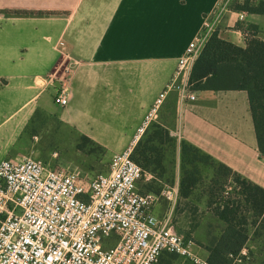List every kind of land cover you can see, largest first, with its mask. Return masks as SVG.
<instances>
[{
    "label": "crops",
    "instance_id": "0c3cea01",
    "mask_svg": "<svg viewBox=\"0 0 264 264\" xmlns=\"http://www.w3.org/2000/svg\"><path fill=\"white\" fill-rule=\"evenodd\" d=\"M218 3L0 0V162L23 147V134L39 114L63 130L97 134L90 137L112 154L126 148ZM239 23L252 25L264 40V14L245 12L241 19L236 10L225 14L219 36L245 47ZM62 90L70 95L65 106L55 102ZM196 93L197 100L183 102L170 91L156 122L168 117V129L181 141L264 187V155L248 92ZM121 134L130 135L122 141ZM165 206L162 200L155 212ZM226 227L213 211V236L205 242L213 239L214 245ZM209 255L210 249L201 258Z\"/></svg>",
    "mask_w": 264,
    "mask_h": 264
},
{
    "label": "built area",
    "instance_id": "2783aa9c",
    "mask_svg": "<svg viewBox=\"0 0 264 264\" xmlns=\"http://www.w3.org/2000/svg\"><path fill=\"white\" fill-rule=\"evenodd\" d=\"M246 1L219 0L203 17L166 87L128 146L112 154L105 171L87 177L30 156L0 162V264H157L167 254L211 264L195 253L193 241L185 240L176 227L179 187L142 191L143 176L146 180L153 176L133 159V153L158 119L170 91L183 102L197 100L193 66L225 14ZM240 12L243 19L245 11ZM250 32L243 31L245 36ZM69 100L65 90L55 96L62 106ZM162 200L167 207L157 214L156 205Z\"/></svg>",
    "mask_w": 264,
    "mask_h": 264
},
{
    "label": "rangeland",
    "instance_id": "374dc122",
    "mask_svg": "<svg viewBox=\"0 0 264 264\" xmlns=\"http://www.w3.org/2000/svg\"><path fill=\"white\" fill-rule=\"evenodd\" d=\"M170 124L165 116L159 123H153L137 147L135 158L148 176H153L150 180L143 176L140 188L145 192L160 193L165 186L179 187L174 221L185 240L193 241L195 252L200 257L213 246V239L205 242L207 237L213 236V207L227 200H238L239 218L247 220L244 226L248 229L249 240L243 249L245 253L242 251L240 254L242 261L236 260L234 264H264V214L257 215L251 205L243 200L241 185L233 177L217 180L218 163L184 145L168 129ZM90 135L97 138V134ZM90 135L79 133L72 127L63 130L50 116L39 114L23 134L20 144L23 147L14 151L15 156L6 158L23 159L30 156L65 169H76L83 176L92 177L107 169L112 151ZM129 135L121 134L119 139L123 141ZM166 207L167 202L164 210ZM157 264L196 263L178 254H168Z\"/></svg>",
    "mask_w": 264,
    "mask_h": 264
},
{
    "label": "trees",
    "instance_id": "16d2710c",
    "mask_svg": "<svg viewBox=\"0 0 264 264\" xmlns=\"http://www.w3.org/2000/svg\"><path fill=\"white\" fill-rule=\"evenodd\" d=\"M234 9L264 14V0L257 3L247 0L244 4H236ZM239 27L242 31H251L250 36H246L247 45L242 47L223 39L216 31L193 66L191 82L195 90H246L259 150L264 155V40L258 36V31L252 25L239 23ZM139 143L134 150L133 159L142 166L135 158ZM183 144L200 152L185 142ZM218 165L219 171L215 178L220 180L233 177L241 185L240 194L243 200L251 205L257 215H263L264 187L243 178L224 164ZM185 194L187 196L188 192ZM238 207V200H227L224 204L213 207L214 213L226 222L227 227L210 248L208 261L211 264H234L237 258H241L240 254L249 240V234L244 226L247 220L239 218Z\"/></svg>",
    "mask_w": 264,
    "mask_h": 264
},
{
    "label": "water",
    "instance_id": "95a60500",
    "mask_svg": "<svg viewBox=\"0 0 264 264\" xmlns=\"http://www.w3.org/2000/svg\"><path fill=\"white\" fill-rule=\"evenodd\" d=\"M55 84H56V86H58V87L61 86V83H60V82H56Z\"/></svg>",
    "mask_w": 264,
    "mask_h": 264
}]
</instances>
